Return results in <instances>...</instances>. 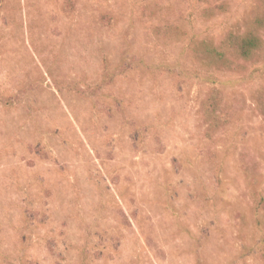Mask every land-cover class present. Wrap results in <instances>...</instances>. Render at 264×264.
<instances>
[{
  "label": "rangeland",
  "instance_id": "374dc122",
  "mask_svg": "<svg viewBox=\"0 0 264 264\" xmlns=\"http://www.w3.org/2000/svg\"><path fill=\"white\" fill-rule=\"evenodd\" d=\"M256 9L0 0V264H264V51L197 53Z\"/></svg>",
  "mask_w": 264,
  "mask_h": 264
},
{
  "label": "trees",
  "instance_id": "16d2710c",
  "mask_svg": "<svg viewBox=\"0 0 264 264\" xmlns=\"http://www.w3.org/2000/svg\"><path fill=\"white\" fill-rule=\"evenodd\" d=\"M218 14L225 10L220 3L214 7ZM212 6L206 9V18L213 16ZM242 31H230L218 42H200L197 53L209 62V65L222 67L223 70L237 71L243 64L251 61L264 51V13L252 12V15L241 21ZM201 116L209 132H216L228 124V114L220 108V93L212 90L205 94L199 103Z\"/></svg>",
  "mask_w": 264,
  "mask_h": 264
}]
</instances>
